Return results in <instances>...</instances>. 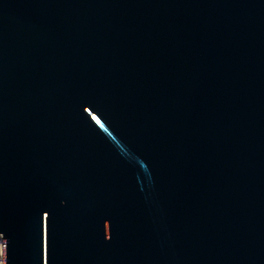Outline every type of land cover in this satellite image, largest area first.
I'll list each match as a JSON object with an SVG mask.
<instances>
[{"label":"water","instance_id":"water-1","mask_svg":"<svg viewBox=\"0 0 264 264\" xmlns=\"http://www.w3.org/2000/svg\"><path fill=\"white\" fill-rule=\"evenodd\" d=\"M3 264H264V0H0Z\"/></svg>","mask_w":264,"mask_h":264},{"label":"built area","instance_id":"built-area-1","mask_svg":"<svg viewBox=\"0 0 264 264\" xmlns=\"http://www.w3.org/2000/svg\"><path fill=\"white\" fill-rule=\"evenodd\" d=\"M0 264H3V256H2V234L0 233Z\"/></svg>","mask_w":264,"mask_h":264}]
</instances>
